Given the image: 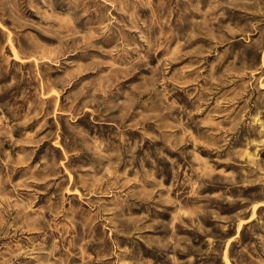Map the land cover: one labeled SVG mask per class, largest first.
Here are the masks:
<instances>
[{
  "label": "rangeland",
  "instance_id": "rangeland-1",
  "mask_svg": "<svg viewBox=\"0 0 264 264\" xmlns=\"http://www.w3.org/2000/svg\"><path fill=\"white\" fill-rule=\"evenodd\" d=\"M0 264H264V0H0Z\"/></svg>",
  "mask_w": 264,
  "mask_h": 264
},
{
  "label": "bare ground",
  "instance_id": "bare-ground-1",
  "mask_svg": "<svg viewBox=\"0 0 264 264\" xmlns=\"http://www.w3.org/2000/svg\"><path fill=\"white\" fill-rule=\"evenodd\" d=\"M70 180V179H69Z\"/></svg>",
  "mask_w": 264,
  "mask_h": 264
}]
</instances>
